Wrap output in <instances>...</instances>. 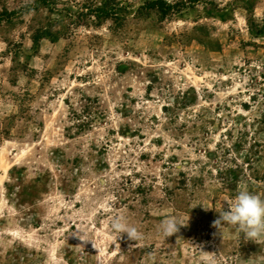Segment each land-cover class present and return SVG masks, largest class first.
Returning a JSON list of instances; mask_svg holds the SVG:
<instances>
[{
  "label": "rangeland",
  "instance_id": "1",
  "mask_svg": "<svg viewBox=\"0 0 264 264\" xmlns=\"http://www.w3.org/2000/svg\"><path fill=\"white\" fill-rule=\"evenodd\" d=\"M0 16V264H264V243L213 227L239 190L264 199V0ZM169 216L187 225L165 238Z\"/></svg>",
  "mask_w": 264,
  "mask_h": 264
},
{
  "label": "clouds",
  "instance_id": "2",
  "mask_svg": "<svg viewBox=\"0 0 264 264\" xmlns=\"http://www.w3.org/2000/svg\"><path fill=\"white\" fill-rule=\"evenodd\" d=\"M207 211L210 208L204 207ZM217 219L213 221V227L218 230L222 225H229L243 233L247 241L264 243V199L247 190H239L227 210H218ZM187 223L178 221L175 217H167L160 223V230L165 238L179 232L181 226ZM111 228L117 237L126 233L129 240L136 241L143 238V233L136 227L130 226L123 216L114 217ZM86 241V240H85ZM93 246L95 247L94 243Z\"/></svg>",
  "mask_w": 264,
  "mask_h": 264
},
{
  "label": "trees",
  "instance_id": "3",
  "mask_svg": "<svg viewBox=\"0 0 264 264\" xmlns=\"http://www.w3.org/2000/svg\"><path fill=\"white\" fill-rule=\"evenodd\" d=\"M38 2H42V1H38ZM92 11H94L97 15L96 16H99V15H104V14H106L107 12H108V10H107V8L105 7V6H96V7H94V8H90L89 10H88V12L87 13H90V12H92ZM1 17V16H0ZM43 37H46V35H44V34H40V35H36V36H34L33 38H32V41H33V43H34V46H37L38 45V43H39V40L41 39V38H43Z\"/></svg>",
  "mask_w": 264,
  "mask_h": 264
}]
</instances>
